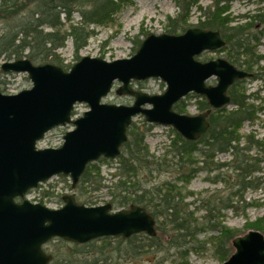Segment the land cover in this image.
Returning a JSON list of instances; mask_svg holds the SVG:
<instances>
[{
  "label": "water",
  "instance_id": "water-1",
  "mask_svg": "<svg viewBox=\"0 0 264 264\" xmlns=\"http://www.w3.org/2000/svg\"><path fill=\"white\" fill-rule=\"evenodd\" d=\"M225 45L218 31L193 27L180 35L149 34L131 58L109 62L85 56L68 71L53 64L34 65L27 58L3 62L2 72L26 74L32 87L14 95L0 91V264H49L52 256L43 246L55 238L86 244L141 233L155 237L156 220L141 206L113 211L111 204L86 206L65 195L64 205L51 209L25 195L59 175L69 177L75 188L90 163L120 155L137 116L170 127L186 140H199L210 127L211 110L179 114L174 105L195 94L206 98L213 110L229 107V88L252 77L224 58L197 60ZM151 79L166 85L162 94L132 87ZM211 79L215 85L208 84ZM116 83V95L133 98L132 105L103 102ZM77 104H86L88 110L72 120ZM66 125L74 129L64 135L61 147L37 148L45 134ZM231 244L232 255L219 264H264L262 232L249 230Z\"/></svg>",
  "mask_w": 264,
  "mask_h": 264
},
{
  "label": "trees",
  "instance_id": "trees-1",
  "mask_svg": "<svg viewBox=\"0 0 264 264\" xmlns=\"http://www.w3.org/2000/svg\"><path fill=\"white\" fill-rule=\"evenodd\" d=\"M127 1L0 0V61L27 58L34 65L53 64L67 70L69 67L64 64L59 54L67 41L72 40L74 54L79 59V52L88 46L89 40L96 34L94 28L112 24ZM234 1L237 0H212L211 5L204 8L201 6V0H174L180 12L177 18L169 21L166 33L180 35L193 27L218 31L226 43L218 53L224 54V58L237 68L252 73V78L256 79L259 77V70L255 68H259L260 62L264 60V56L258 53V46L264 35V0H255L262 5L257 14L238 18L230 14L231 3ZM194 8L198 10L200 17L198 24L191 26L189 20ZM75 14L80 17L78 21ZM242 21L243 23H239ZM232 22L237 24L232 26ZM140 44L138 39L136 46L139 47ZM198 59L200 60V57ZM244 82L245 79L236 81L228 91L231 109L224 107L213 110L206 98L197 96L195 104L198 113L211 110L208 131L199 140L189 141L170 128V144L166 156L157 158L152 155L146 143L147 134L154 126L145 122L141 125L133 122L127 131L128 140L121 147L117 159L101 158L90 163L77 186L74 189L70 186L76 202L86 206L96 205L93 197L85 198L86 194L108 188L109 203L114 211L129 209L132 205L145 208L156 220V231H171L176 238L172 243L183 248L184 255L189 248L197 251L211 244L214 248V258L220 263L226 261L233 253L231 240L238 233L220 222L215 223L221 209L218 200L221 199L204 200L209 214L214 216V219L203 222L202 227H198V220L193 219V213L188 211L190 205L185 203L187 195L183 190L201 171L207 173V180L212 184H223L229 188L231 179L226 171L231 168L235 173L234 186H237V189L229 191L227 203L223 202V207L234 210L241 202L247 208L252 206L244 201V192L246 189L259 187V178L254 174L259 172L260 165L264 162V143L256 140L254 135H249L245 139V147H240V130L246 122L254 123L259 114V104L254 103L259 94H246ZM191 97L195 96H187L176 103L174 110L179 114H188L186 100ZM259 150L263 153L262 157H259ZM252 151L258 153L250 156ZM229 152L233 155L231 161L220 163L215 160L218 154ZM113 161H116L117 167L111 174V180L116 181L112 186L106 187L101 175V164H110ZM172 168H175L176 174L174 182L166 181L153 187L147 185L149 178L154 174ZM180 183L183 186H179ZM49 195V192H45L43 198ZM58 202L63 205L62 197H58ZM40 203L44 204V201ZM207 223L218 230V236L210 237L205 242L197 241V231L209 226ZM245 227L247 230L254 229L264 234V216L248 222ZM141 236H145L149 241H157V235L149 237L144 233L133 235L129 239L103 237L94 241H133ZM187 237L194 241H186ZM183 238L185 241H180ZM52 241L60 244L63 251L71 246V252H62L61 255L48 253L47 247ZM94 241L74 244L55 238L44 245L43 249L52 256L49 264H97L96 260L90 262L79 257L80 250L92 246ZM180 264L188 262L185 260Z\"/></svg>",
  "mask_w": 264,
  "mask_h": 264
},
{
  "label": "rangeland",
  "instance_id": "rangeland-1",
  "mask_svg": "<svg viewBox=\"0 0 264 264\" xmlns=\"http://www.w3.org/2000/svg\"><path fill=\"white\" fill-rule=\"evenodd\" d=\"M212 0H201V6L204 8L210 6ZM262 7L255 0L252 1H234L231 3L230 14L234 18L244 15H255ZM180 9L175 4L174 0H128L122 10L116 15L115 21L105 27L94 28L95 35L89 40L88 46L81 50L78 54L79 59L74 54V47L72 40H68L65 47L59 51L61 59L69 69L82 57L88 56L92 58H101L106 61L112 62L114 60L131 58L137 51L136 41L139 39L141 42L147 37L146 35L155 34L161 35L166 33V28L171 19L177 18ZM200 13L196 8L192 10L189 25L194 26L199 22ZM75 19H80L78 14H75ZM244 22L246 20H243ZM239 22V23H243ZM237 22H232L231 25L235 26ZM259 29V26H257ZM258 53L264 56V35L258 46ZM224 57V54L218 52H206L200 56L203 62L215 60ZM5 61H0L1 64ZM67 69V70H69ZM259 77L256 79H246L244 88L246 94L258 93L259 98L254 102L259 104L258 119L254 122H246L240 130L241 143L240 147H245V139L249 135H254L256 140L264 143V60L259 64ZM163 84V86H162ZM208 84L215 85L216 80L211 79ZM120 86L116 83L113 91L107 98L104 99L106 104L115 105H132L133 98L129 96H118L115 90ZM32 82L26 74H9L6 75L0 69V90L4 94L14 95L19 92L30 89ZM132 87L136 90H142L150 95L162 94L166 85L159 79H151L143 82H133ZM190 99L187 102L188 115H198L196 108L197 95L190 94ZM231 109V106L229 107ZM88 110L86 104H78L74 112L73 119L81 117ZM134 123L141 125L145 122L142 116H137L133 119ZM146 123V122H145ZM148 124V123H147ZM152 125V124H149ZM154 128L148 132L146 143L150 148L152 155L157 158L168 155V145L170 144V128L153 124ZM73 126L59 127L49 132L44 139L37 144L39 149L59 147L63 143V137L66 132L73 130ZM257 151L249 153L250 156L257 154ZM262 152L259 150V157H262ZM170 157V156H169ZM233 155L231 152L218 154L216 161L226 163L231 161ZM116 160V159H115ZM117 167L116 161L112 163L101 164V175L103 177V184L106 187L112 186L116 181L111 180V174ZM261 169V170H260ZM259 172L254 174L259 178L258 188H249L244 192V201L252 206H245L239 203L236 208L225 209L223 202L227 203V196L231 189L234 191L237 186H234L235 173L228 168L226 173L230 180V187L226 188L223 184H212L208 181L206 172L201 171L192 178L191 183L183 190L187 195L185 201L189 204V212L193 213V219H197V226L202 227L203 222L214 219L208 212V206L205 205L204 200L221 199L219 208V216L217 222L221 225L227 226L235 231L238 235L247 232L245 227L248 222H253L259 217L264 216V162L260 165ZM146 177V176H145ZM176 174L175 168L162 171L154 174L149 178L150 187L160 186L166 181H175ZM71 180L68 177L59 175L53 177L48 182L42 184L37 190L32 191L27 197L32 202L44 201V205L51 209H58L62 205L58 202V197L64 195H73L70 188ZM179 186H183L182 183ZM108 188L101 191H95L86 194L85 198L93 197L96 205L99 206L109 203L110 197L107 194ZM45 192H49V197H44ZM193 193V194H190ZM235 205V204H233ZM192 215V214H191ZM208 224V223H207ZM206 224V225H207ZM157 225V223H156ZM205 227L203 230H198L196 240L205 242L210 237L218 236L219 232L213 229V226ZM217 227V226H216ZM252 230V229H249ZM237 235V236H238ZM157 241H149L145 236H141L133 241H94L92 246L82 248L79 257L87 259L90 262L96 260L97 264H180L185 260L188 264H218V260L214 258V248L211 244H207L206 248H200L197 251L191 250L183 254L184 249L180 248L172 241H176L175 236L171 231L157 230ZM178 239V238H177ZM180 241H185L183 238ZM186 241H194L191 237H187ZM232 241V240H231ZM181 245V243H180ZM188 247V245H186ZM186 247V248H187ZM61 245L56 241H52L48 247L47 252L50 254L61 255L63 253H70L72 248L68 247L67 250H61ZM233 248V247H232ZM188 249V248H187Z\"/></svg>",
  "mask_w": 264,
  "mask_h": 264
},
{
  "label": "flooded vegetation",
  "instance_id": "flooded-vegetation-1",
  "mask_svg": "<svg viewBox=\"0 0 264 264\" xmlns=\"http://www.w3.org/2000/svg\"><path fill=\"white\" fill-rule=\"evenodd\" d=\"M236 67V66H235ZM239 69V68H238ZM240 70H242V69H240ZM244 71V70H243ZM247 72V71H246Z\"/></svg>",
  "mask_w": 264,
  "mask_h": 264
}]
</instances>
